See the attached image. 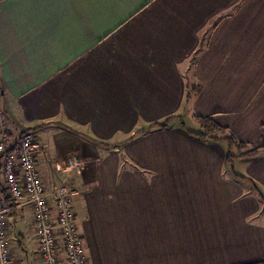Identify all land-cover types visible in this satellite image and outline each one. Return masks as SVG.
I'll list each match as a JSON object with an SVG mask.
<instances>
[{"label": "crops", "instance_id": "0c3cea01", "mask_svg": "<svg viewBox=\"0 0 264 264\" xmlns=\"http://www.w3.org/2000/svg\"><path fill=\"white\" fill-rule=\"evenodd\" d=\"M193 113L264 137V0H0V138L44 145L46 189L79 156L87 264H264V153L227 161ZM6 235L12 264H40L29 207Z\"/></svg>", "mask_w": 264, "mask_h": 264}, {"label": "built area", "instance_id": "2783aa9c", "mask_svg": "<svg viewBox=\"0 0 264 264\" xmlns=\"http://www.w3.org/2000/svg\"><path fill=\"white\" fill-rule=\"evenodd\" d=\"M43 146L28 132L22 133L11 147L0 138L4 186L12 202L6 204L0 196V264H12L6 237V216L12 206L31 209L40 264H87L72 210L74 189L70 181L71 177L82 172L83 163L75 153L58 160L55 169L62 177L57 185L46 189L35 154ZM60 238L64 256L58 248Z\"/></svg>", "mask_w": 264, "mask_h": 264}, {"label": "trees", "instance_id": "16d2710c", "mask_svg": "<svg viewBox=\"0 0 264 264\" xmlns=\"http://www.w3.org/2000/svg\"><path fill=\"white\" fill-rule=\"evenodd\" d=\"M192 118L197 123H199L202 130L199 132H188L192 135H195L200 140L224 143L226 152L225 157L229 162L234 157H252L264 153V137H262L258 143L250 144L237 139V137L229 128L219 125L211 118V116H203L193 113ZM168 119H166L164 123L161 124H151L143 132L151 130L156 126L164 128ZM233 149H235L236 152H233ZM235 175L237 178H242L241 175L234 174V176Z\"/></svg>", "mask_w": 264, "mask_h": 264}, {"label": "rangeland", "instance_id": "374dc122", "mask_svg": "<svg viewBox=\"0 0 264 264\" xmlns=\"http://www.w3.org/2000/svg\"><path fill=\"white\" fill-rule=\"evenodd\" d=\"M195 121V120H194ZM191 117H189L188 115H185L184 116V119L182 120V124L183 126L188 129V130H191V131H195V132H199L202 130V128L200 127L199 123H196L194 122ZM233 152H236L235 149H233ZM245 159V158H243ZM236 165H235V168H239L240 167V163L244 160H238V159H234ZM39 171V169H38ZM40 173V172H39ZM61 174V173H60ZM41 175V174H40ZM61 177H62V174H61ZM60 177V179H61ZM43 182V181H42ZM23 229H25V227H23Z\"/></svg>", "mask_w": 264, "mask_h": 264}]
</instances>
